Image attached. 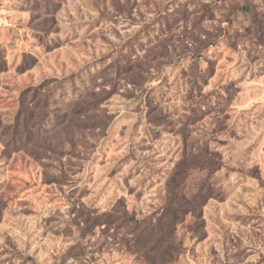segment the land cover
Returning a JSON list of instances; mask_svg holds the SVG:
<instances>
[{
  "label": "rangeland",
  "instance_id": "1",
  "mask_svg": "<svg viewBox=\"0 0 264 264\" xmlns=\"http://www.w3.org/2000/svg\"><path fill=\"white\" fill-rule=\"evenodd\" d=\"M0 264H264V0H0Z\"/></svg>",
  "mask_w": 264,
  "mask_h": 264
},
{
  "label": "trees",
  "instance_id": "2",
  "mask_svg": "<svg viewBox=\"0 0 264 264\" xmlns=\"http://www.w3.org/2000/svg\"><path fill=\"white\" fill-rule=\"evenodd\" d=\"M195 153H190L188 156H184L185 159L181 162L177 171L174 174L175 180L173 182V189L171 191V197L169 199V205L166 208L170 214L173 222L172 227L168 228L164 233V236H169L175 232V224L180 216L187 213H193L199 209V205L203 204L207 198L211 197L208 188L203 190V184L199 185L197 192L190 193L188 195L183 191L186 188V181L189 177V170L204 172L208 174L216 172L221 165L216 154L210 153L207 147H197ZM190 159L187 164L185 161ZM208 193V194H207ZM200 201V203H198ZM173 205V206H172Z\"/></svg>",
  "mask_w": 264,
  "mask_h": 264
}]
</instances>
